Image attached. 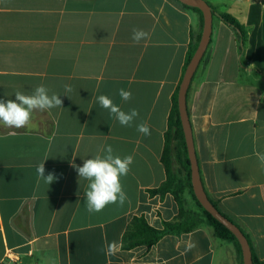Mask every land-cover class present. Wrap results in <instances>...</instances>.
<instances>
[{"label": "crops", "instance_id": "obj_1", "mask_svg": "<svg viewBox=\"0 0 264 264\" xmlns=\"http://www.w3.org/2000/svg\"><path fill=\"white\" fill-rule=\"evenodd\" d=\"M223 4L246 31L243 51L213 17L187 89V114L208 199L264 260V167L255 155L264 153V78L255 72H264V0ZM133 29L149 38L135 43ZM201 29L199 14L174 0H0V99L43 84L63 101L34 110L24 128L0 125V264H242L233 243L207 226L165 235L150 248L121 247L132 216L161 228L177 214L170 195L147 190L165 180L160 158L172 95ZM120 89L131 91V100L123 101ZM99 95L125 112L137 109L138 119L121 126L100 107ZM141 122L151 135L136 130ZM106 145L134 157L121 179L127 200L90 214L88 181L72 163L82 166ZM42 162L45 175L56 177L49 185L36 171Z\"/></svg>", "mask_w": 264, "mask_h": 264}, {"label": "trees", "instance_id": "obj_2", "mask_svg": "<svg viewBox=\"0 0 264 264\" xmlns=\"http://www.w3.org/2000/svg\"><path fill=\"white\" fill-rule=\"evenodd\" d=\"M174 1L178 2L177 0ZM208 4L212 11V17L224 23L234 32L238 43V50L241 54L246 39L245 29L230 14L218 11L210 3ZM180 5L185 9L193 10L198 13L202 26V15L197 8ZM200 35L201 32L196 37H193L188 44L180 80L172 95L171 109L167 118L166 131L164 133V147L160 158L165 171V180L157 188L147 190L149 196H159V198H163L165 195H170L177 206V214L171 221H162L161 228L150 226L143 216H132L121 237V247L124 250H130L141 246L150 248L165 235L180 236L195 231L202 226H207L211 229L216 239L233 243L241 259L240 246L234 235L199 205L191 188L190 166L177 108V93L183 73L197 47ZM204 57L205 53L202 59ZM255 72L264 78V72H259L257 70H255ZM185 194L188 195L195 205V208L190 209L186 207ZM210 202L217 209L215 203L211 200ZM220 214L230 220L223 213L220 212ZM231 222L236 225L233 221ZM239 230L248 242L252 264H264V260H260L257 257L249 236L240 228Z\"/></svg>", "mask_w": 264, "mask_h": 264}, {"label": "clouds", "instance_id": "obj_3", "mask_svg": "<svg viewBox=\"0 0 264 264\" xmlns=\"http://www.w3.org/2000/svg\"><path fill=\"white\" fill-rule=\"evenodd\" d=\"M148 38L149 33L142 29H133L132 39L135 43ZM71 91V86L65 85V92ZM14 96L15 99H0V125L15 129L28 126L34 110H48L62 107L63 104L60 96L49 95V89L43 84L37 86L29 95L18 90ZM119 96L127 102L131 100L132 93L129 90L120 89ZM97 101L100 107L107 110L121 126L130 127L139 117L137 109L125 112L107 95H99ZM136 130L144 136L151 135L150 126L146 122L136 124ZM255 155L260 165L264 167V153L256 152ZM133 163L132 155L124 157L116 155L111 145L102 146L100 152L93 158L83 160L82 166L72 163L78 177L88 181L85 192V207L88 213H99L110 204L123 206L127 200V194L123 190L121 179L131 171ZM36 171L48 185L56 179L52 173L45 175L44 162L37 165ZM194 246V244L190 245V247ZM114 248V243L110 244L107 246L106 252L113 253Z\"/></svg>", "mask_w": 264, "mask_h": 264}, {"label": "water", "instance_id": "obj_4", "mask_svg": "<svg viewBox=\"0 0 264 264\" xmlns=\"http://www.w3.org/2000/svg\"><path fill=\"white\" fill-rule=\"evenodd\" d=\"M180 4L186 5L191 8H197L202 15V29L199 42L197 47L185 68L183 77L181 79L178 93H177V108L179 113V119L183 131L187 158L190 166V182L193 195L199 205L210 214L215 220H217L221 225L228 229L236 238L240 250L242 264H252L251 262V252L248 242L239 228L234 225L230 220L225 218L220 214V212L213 206V204L208 199L200 179L198 165L196 161L192 133L190 129L187 107H186V94L188 86L191 79L204 55L211 37L212 29V11L210 5L205 0H177Z\"/></svg>", "mask_w": 264, "mask_h": 264}, {"label": "rangeland", "instance_id": "obj_5", "mask_svg": "<svg viewBox=\"0 0 264 264\" xmlns=\"http://www.w3.org/2000/svg\"><path fill=\"white\" fill-rule=\"evenodd\" d=\"M206 2H212L213 4H216L220 7V10L225 12V10H227L226 8H224V4L223 3H229L230 0H205ZM220 3V4H218ZM215 20V19H214ZM185 201H186V207L193 209L195 208V205L193 204V202L190 200V198L188 197L187 194H185Z\"/></svg>", "mask_w": 264, "mask_h": 264}]
</instances>
